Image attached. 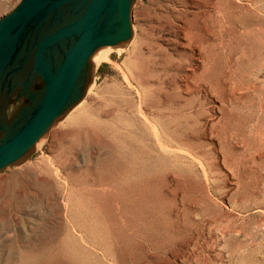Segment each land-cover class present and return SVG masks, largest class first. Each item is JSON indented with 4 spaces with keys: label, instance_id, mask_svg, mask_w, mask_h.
<instances>
[{
    "label": "rangeland",
    "instance_id": "374dc122",
    "mask_svg": "<svg viewBox=\"0 0 264 264\" xmlns=\"http://www.w3.org/2000/svg\"><path fill=\"white\" fill-rule=\"evenodd\" d=\"M132 18L82 103L0 173V264H264V0Z\"/></svg>",
    "mask_w": 264,
    "mask_h": 264
},
{
    "label": "water",
    "instance_id": "95a60500",
    "mask_svg": "<svg viewBox=\"0 0 264 264\" xmlns=\"http://www.w3.org/2000/svg\"><path fill=\"white\" fill-rule=\"evenodd\" d=\"M139 0H19L0 17V173L26 162L134 37Z\"/></svg>",
    "mask_w": 264,
    "mask_h": 264
},
{
    "label": "bare ground",
    "instance_id": "6f19581e",
    "mask_svg": "<svg viewBox=\"0 0 264 264\" xmlns=\"http://www.w3.org/2000/svg\"><path fill=\"white\" fill-rule=\"evenodd\" d=\"M106 52H107V49H104V50H102V51H100L97 55H96V57H95V61L98 63L99 61H101L103 58H105L106 57ZM91 87H93V86H91ZM91 87H90V89H91ZM90 91V90H89ZM70 114H68V116H69ZM154 129V128H153ZM157 133V132H156ZM157 141V140H156ZM159 142V141H158ZM161 144V143H160ZM162 145V144H161ZM162 147V146H161Z\"/></svg>",
    "mask_w": 264,
    "mask_h": 264
}]
</instances>
